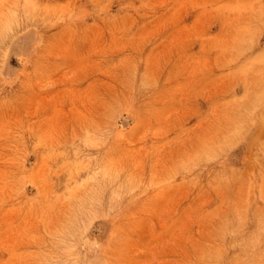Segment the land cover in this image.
<instances>
[{
  "label": "rangeland",
  "instance_id": "obj_1",
  "mask_svg": "<svg viewBox=\"0 0 264 264\" xmlns=\"http://www.w3.org/2000/svg\"><path fill=\"white\" fill-rule=\"evenodd\" d=\"M0 264H264V0H0Z\"/></svg>",
  "mask_w": 264,
  "mask_h": 264
}]
</instances>
